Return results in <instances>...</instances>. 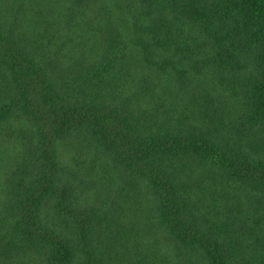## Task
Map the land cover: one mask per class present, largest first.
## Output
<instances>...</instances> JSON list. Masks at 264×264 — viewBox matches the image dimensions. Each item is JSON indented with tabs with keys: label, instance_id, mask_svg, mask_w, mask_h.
<instances>
[{
	"label": "trees",
	"instance_id": "trees-1",
	"mask_svg": "<svg viewBox=\"0 0 264 264\" xmlns=\"http://www.w3.org/2000/svg\"><path fill=\"white\" fill-rule=\"evenodd\" d=\"M0 264H264V0H0Z\"/></svg>",
	"mask_w": 264,
	"mask_h": 264
}]
</instances>
